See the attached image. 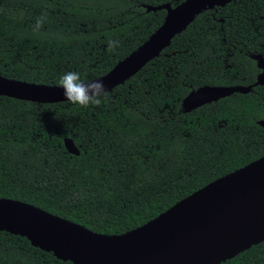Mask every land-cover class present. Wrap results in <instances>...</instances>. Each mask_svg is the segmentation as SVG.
<instances>
[{
  "label": "trees",
  "instance_id": "trees-1",
  "mask_svg": "<svg viewBox=\"0 0 264 264\" xmlns=\"http://www.w3.org/2000/svg\"><path fill=\"white\" fill-rule=\"evenodd\" d=\"M183 0H0V75L59 85L108 72ZM118 46L108 50V41ZM264 0L205 9L160 54L87 107L0 95V197L121 234L264 154V85L183 112L202 85H250ZM79 150L72 154L63 139ZM0 264H70L0 231ZM219 264H264V240Z\"/></svg>",
  "mask_w": 264,
  "mask_h": 264
},
{
  "label": "water",
  "instance_id": "water-1",
  "mask_svg": "<svg viewBox=\"0 0 264 264\" xmlns=\"http://www.w3.org/2000/svg\"><path fill=\"white\" fill-rule=\"evenodd\" d=\"M232 0H184L146 6L164 9L163 22L148 38L119 60L103 80L106 90L135 74L158 56L172 38L205 9ZM260 69L250 85H202L182 98L183 112L233 93L264 85V57L251 54ZM60 85L0 75V95L38 103L66 101ZM257 123L264 132V118ZM66 150L78 154L70 138ZM26 237L30 243L70 264H219L264 240V154L181 198L157 216L121 234L94 232L31 204L0 197V231Z\"/></svg>",
  "mask_w": 264,
  "mask_h": 264
},
{
  "label": "clouds",
  "instance_id": "clouds-1",
  "mask_svg": "<svg viewBox=\"0 0 264 264\" xmlns=\"http://www.w3.org/2000/svg\"><path fill=\"white\" fill-rule=\"evenodd\" d=\"M118 46V42L109 40L108 50L112 51ZM64 90L66 100L71 104L87 107L89 104L99 105L101 98L107 95L103 80H91L85 82L80 73L76 71L65 72L58 81Z\"/></svg>",
  "mask_w": 264,
  "mask_h": 264
},
{
  "label": "flooded vegetation",
  "instance_id": "flooded-vegetation-1",
  "mask_svg": "<svg viewBox=\"0 0 264 264\" xmlns=\"http://www.w3.org/2000/svg\"><path fill=\"white\" fill-rule=\"evenodd\" d=\"M183 1H184V0H183ZM181 2H182V1H181ZM179 3H180V2H179ZM179 3H178V4H179ZM169 4H170V3H169ZM227 4H228V3H227ZM176 5H177V4H176ZM176 5H171V4H170L171 7H174V6H176ZM225 5H226V4H225ZM217 7H221V6H215V7L212 8V9H216ZM222 7H223V6H222ZM201 12H202V11H201ZM201 12H200V13H201ZM200 13H199V14H200ZM165 14H166V11H165ZM251 54H253V53H250V54H249L250 58H251ZM251 59H253V58H251ZM253 60H254V59H253ZM254 61H255V60H254ZM255 64H256V61H255ZM257 69H258V72H257V73H259V72H260V69H259V68H257Z\"/></svg>",
  "mask_w": 264,
  "mask_h": 264
}]
</instances>
